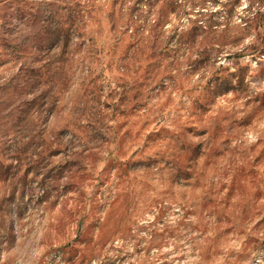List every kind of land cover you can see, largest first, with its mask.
I'll use <instances>...</instances> for the list:
<instances>
[{"label": "rangeland", "instance_id": "1", "mask_svg": "<svg viewBox=\"0 0 264 264\" xmlns=\"http://www.w3.org/2000/svg\"><path fill=\"white\" fill-rule=\"evenodd\" d=\"M0 264H264V0H0Z\"/></svg>", "mask_w": 264, "mask_h": 264}]
</instances>
